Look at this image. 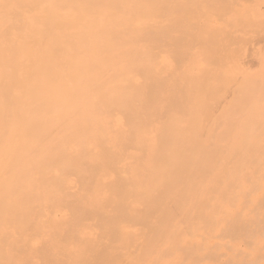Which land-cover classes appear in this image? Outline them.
Segmentation results:
<instances>
[{
	"label": "bare ground",
	"instance_id": "6f19581e",
	"mask_svg": "<svg viewBox=\"0 0 264 264\" xmlns=\"http://www.w3.org/2000/svg\"><path fill=\"white\" fill-rule=\"evenodd\" d=\"M123 8L128 19L104 13L94 34L89 19L64 17L85 53L57 55L55 34L44 54L0 69L16 86L0 79V264H60L59 253L65 264L241 263L214 251L239 242L263 258L264 46L255 72L232 65L236 100L216 92L242 42L226 21L248 29L250 10L207 17L179 42L166 18L134 24L140 0ZM151 31L160 39L142 42Z\"/></svg>",
	"mask_w": 264,
	"mask_h": 264
},
{
	"label": "rangeland",
	"instance_id": "374dc122",
	"mask_svg": "<svg viewBox=\"0 0 264 264\" xmlns=\"http://www.w3.org/2000/svg\"><path fill=\"white\" fill-rule=\"evenodd\" d=\"M78 1L84 4L85 8L77 12L75 9H77ZM53 3L58 5L55 6L58 13L57 16H54L51 12ZM124 3L129 4L130 0H122L120 2L105 1L101 3H96L94 0H0V69H9L18 65L20 67L27 61H30L32 57H35L36 54H44V51L49 50L51 42L55 40V37L52 38L55 34H59L57 37L59 42L55 40L52 48L56 46L55 52L57 55L62 52L64 44L74 46L71 49L72 53H76L75 50L78 54L85 53V40H75L69 35L73 33L72 30H74L76 25L71 21L65 20L64 17L72 16L77 18L83 17L85 20L89 19V23L91 24L89 32L94 34L104 25V13L128 19L127 9L123 8ZM105 5L111 6V8L107 9ZM229 5H232L234 10H231L228 7ZM244 9L250 10L249 17L252 18V22L254 23H252L250 28L240 30L234 22L230 23L229 20L226 21L229 29L234 30V33L238 35L236 38L240 37L242 42H236L237 45L233 51L229 49L226 51L231 55H226V62L230 67L229 74H232V79H224L226 87L219 89L220 92L216 89L218 96L220 95V97L228 101H234L237 99V95H233L232 91L240 81L242 74L240 71L244 69L243 73L251 74L259 68L257 51L264 46L263 0H234L233 2L231 0H140V8L136 11L135 17L131 16V18H134L135 25L144 28L153 25L161 18H166V21L170 22V24L165 34L173 35V41L178 40L181 42L184 40L185 32L196 30L203 19L205 20L207 17H210L208 20H211V18L219 17L222 21L225 16H229L227 13ZM213 10L214 13L211 12ZM196 13H198V16H194ZM260 13L263 14L262 20H259ZM95 22L96 26L94 25ZM81 23L79 22V24ZM107 26L108 24L106 23V28ZM204 32L209 36L207 31ZM157 33V31H151L145 40L141 41L145 43L152 42L153 40L158 41L160 34ZM67 37H70V39L64 40ZM191 38L189 37V41ZM99 42L95 43L91 48V53L95 54L98 51ZM191 43L195 44L196 39ZM110 47L111 43L106 42V44H100L99 49H110ZM207 50L206 48L204 52ZM183 56V54L176 56L173 59V63L180 65L182 58H184ZM209 61L212 67L220 68L221 63L217 62L218 64H216L214 58L211 60L209 58ZM205 63L208 69L209 64L207 61ZM233 64H237L241 70L233 69ZM12 75L13 73H8L0 76L3 83L9 82V86L6 87L8 92L16 88ZM215 76L217 77V74ZM49 138H52V136H49ZM52 216L58 221L61 220L60 213L58 212H53ZM216 239H213L212 242L216 241ZM12 246L19 247V252H23L22 250L25 248L22 242L13 243ZM214 251L227 255H233L234 253L245 254L244 261L241 263H234L231 260L223 262L226 256L222 255L218 257L220 261L200 262L199 264H264V257L260 258L258 256V248L247 245L245 242H239L235 247L220 246ZM122 258V255H118L110 263L115 260L121 263ZM58 259L60 264H65L61 253L58 254ZM101 264L106 263L102 262Z\"/></svg>",
	"mask_w": 264,
	"mask_h": 264
}]
</instances>
